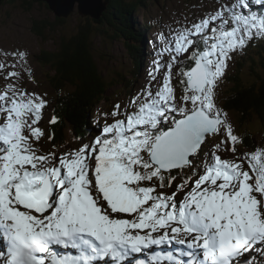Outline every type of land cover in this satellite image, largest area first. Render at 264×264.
I'll return each instance as SVG.
<instances>
[{
    "label": "snow or ice",
    "instance_id": "snow-or-ice-1",
    "mask_svg": "<svg viewBox=\"0 0 264 264\" xmlns=\"http://www.w3.org/2000/svg\"><path fill=\"white\" fill-rule=\"evenodd\" d=\"M252 2L225 0L162 33L171 59L153 61L150 82L90 142L46 151V94L0 90V264H255L253 252L264 264V147L239 152L217 103L228 61L264 38Z\"/></svg>",
    "mask_w": 264,
    "mask_h": 264
},
{
    "label": "rangeland",
    "instance_id": "rangeland-1",
    "mask_svg": "<svg viewBox=\"0 0 264 264\" xmlns=\"http://www.w3.org/2000/svg\"><path fill=\"white\" fill-rule=\"evenodd\" d=\"M224 2L225 0H151L147 4L140 5L135 13L133 12V16L139 24L148 22L150 27L148 35L153 41L152 46L154 48L146 46L147 50H144L145 52L141 58L138 57L139 61L134 62L135 60L129 57L122 40L123 38H111L110 34L103 32L104 28L102 25L94 22L93 24L90 23L96 18L92 17L91 14H82L80 12L81 3L77 0L73 3L69 15L62 16L64 17V22L58 20L59 18L56 16L55 11L44 1H7L0 4V64L8 66L16 64L14 69L7 67L6 71L14 70L19 72L21 79L19 81L15 79L6 81L5 72L0 71V90H3L6 84L11 82L29 91L41 95L46 94L44 98L48 101V106L44 110V119L41 122V126L47 131L52 128L54 124L48 123V120L53 116L58 118L59 110L57 109L53 88L48 81L51 70L38 61L37 55L42 50H56L59 45V39L62 36H73L78 32L79 34L82 33V35L85 34L84 31L77 30L84 24L88 29L90 28L89 40H86L85 43L91 47V60L96 67L95 71L99 75L101 74L107 86L104 99L99 100L89 117L91 122L89 126L92 125L91 127L96 128L95 130L91 129L90 132V138L93 140L99 129L104 126L105 121L108 123L112 122V117L105 116V113H110L115 104H120L123 110L127 106L128 101L150 82L149 72L152 70L153 61L158 59L160 64L164 65L171 59L167 52L162 53L161 51L163 48L160 40L161 34L163 33L167 36L173 29L190 26L197 18L214 11L219 7L220 3ZM227 2L234 3L235 0H227ZM107 3H105L106 6ZM258 7L260 6L255 4L253 0L251 10H255ZM34 21L46 24L52 23L54 28L45 30L46 38L38 37L33 30V26H35V29L37 28ZM150 39L148 40L147 36H145V40L149 45L151 43ZM139 40L141 41L142 39ZM5 52L9 54L25 52L27 55L24 60H21L13 58L11 55L5 56ZM244 53L243 49L235 53L233 58L228 61L225 75L217 89V103L228 113V119L233 126L234 132L241 139L242 128L239 126L238 118L235 113L223 107V100L227 91L233 86L230 74L240 65L245 78L249 74L247 61H244L242 57L245 55ZM259 71L264 75L262 66L259 67ZM94 116L97 118V122L93 126ZM249 124H251L252 132L255 133L252 138L253 144L246 146L242 139V142L236 145L241 153L264 147V126L260 128L257 119ZM79 143V141H73L70 145L75 147ZM44 149L46 151H54L51 141H45ZM222 155L229 154L225 153ZM257 254L259 253L250 255L249 258H253L256 262L255 264H261V261L257 260L259 258Z\"/></svg>",
    "mask_w": 264,
    "mask_h": 264
},
{
    "label": "trees",
    "instance_id": "trees-1",
    "mask_svg": "<svg viewBox=\"0 0 264 264\" xmlns=\"http://www.w3.org/2000/svg\"><path fill=\"white\" fill-rule=\"evenodd\" d=\"M150 1L108 0L106 9L90 23L102 25L103 32L110 34L111 38L139 40L143 35L135 36L133 12ZM57 17L60 22H64V17ZM34 23L37 28L33 26V30L41 38H46V29L54 28L52 23ZM77 30L85 34L78 32L73 36H62L56 50H42L37 55L38 61L51 70L48 81L53 88L59 114L57 122L48 131L54 133L51 144L57 149L68 146L72 141L87 138L91 129L95 130L92 125L89 126V117L107 91L101 74L95 71L91 47L85 43L89 40L90 28L83 24ZM254 50L247 52V58L253 63L249 69L250 74L245 78L241 65L237 67L230 76L233 86L223 100V105L236 114L246 146L253 144L255 134L249 123L257 119L259 127L264 126V75L258 71L260 66L264 68V44Z\"/></svg>",
    "mask_w": 264,
    "mask_h": 264
},
{
    "label": "water",
    "instance_id": "water-1",
    "mask_svg": "<svg viewBox=\"0 0 264 264\" xmlns=\"http://www.w3.org/2000/svg\"><path fill=\"white\" fill-rule=\"evenodd\" d=\"M10 1V0H0V3ZM16 1V0H14ZM34 1V0H32ZM35 1H44L47 5L55 11L56 15L59 17L67 16L73 7V3L76 0H35ZM81 4L80 12L82 14H91L93 17L98 18L102 11L105 9L106 2L108 0H77ZM13 2V1H11Z\"/></svg>",
    "mask_w": 264,
    "mask_h": 264
},
{
    "label": "bare ground",
    "instance_id": "bare-ground-1",
    "mask_svg": "<svg viewBox=\"0 0 264 264\" xmlns=\"http://www.w3.org/2000/svg\"><path fill=\"white\" fill-rule=\"evenodd\" d=\"M135 11V10H134ZM134 14V13H133ZM69 15V14H68ZM93 17V16H92ZM135 26H136V24H134V28H135ZM135 34H137V35H135L136 37H139L140 36V33H139V31L138 30H136L135 32H134ZM146 36H147V38H148V40L150 39V37L148 36V33H146ZM141 41H138L139 43L140 42H144V43H141V45L139 46V48H138V51L143 47V46H149L150 48H154L153 46H152V44H153V41L150 39V45L146 42V40H145V34L141 37ZM154 46H156V45H154ZM150 58V57H149ZM6 88V87H5ZM153 235L154 236H156V235H159V233H153ZM3 249V244L2 243H0V250H2ZM171 250H173L172 249V245H170V244H165V245H160V246H152V248H151V250H148V249H146V250H144V253H142V254H133L134 256L133 257H135V260H137V259H139V258H142V259H140V260H150V258H151V253L152 252H168V251H171ZM256 253H259V252H256ZM255 252H253L251 255H253V254H256ZM145 256H147V257H145ZM257 256H259V258L257 259V260H262V257H261V255H260V253L257 255ZM249 258V257H248ZM130 259H132V257H130ZM134 259H133V261H135ZM249 260H254L253 258H249ZM256 263V262H255Z\"/></svg>",
    "mask_w": 264,
    "mask_h": 264
}]
</instances>
